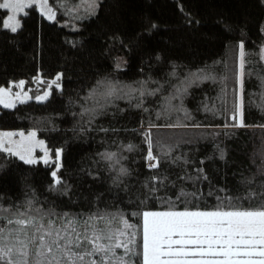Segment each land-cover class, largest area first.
Instances as JSON below:
<instances>
[{"label": "trees", "instance_id": "16d2710c", "mask_svg": "<svg viewBox=\"0 0 264 264\" xmlns=\"http://www.w3.org/2000/svg\"><path fill=\"white\" fill-rule=\"evenodd\" d=\"M49 4L55 20L41 15L36 6L27 8L16 32L4 27L7 11L0 9V87L19 80L31 87L38 76L61 75V87L53 88L46 100L31 99L11 108L0 105V129L35 131L53 153L63 149L59 175L68 192L62 195L50 190L53 165H28L0 152V205H22L34 196L37 206L53 207L57 212L119 210L133 224L138 221L133 212L165 210L156 199L139 207L130 202L143 193L142 184L152 174L144 166L141 124L147 129L149 120L158 125L175 123L185 112L190 114L184 120L189 127L152 129L154 140L178 143L173 155L190 162L163 161L158 172L168 177V186L156 195L175 199L181 186L194 191L191 181L177 177L185 172L195 176L199 168L208 179L197 182L205 196L193 204L212 208L217 201L207 196L209 188L243 194L241 177L256 172L264 152V127H259L264 125V111L258 107L264 104V86L257 75L245 81V99L250 103L244 121L249 127L222 126L231 122L228 117L235 100L236 45L244 41L249 71L264 68L260 56L264 0H98L94 14L83 8V0H49ZM200 69L214 79L201 80L188 88L187 95L171 100V107L184 111L170 110L157 119L158 113L170 107L169 98L185 78ZM105 78L134 87L144 82L147 91H159L145 97L147 111L136 108L135 100L130 104L120 99L88 125L87 115L80 113L93 108L94 102H86L85 97ZM205 106L213 111H206ZM196 124L201 127L191 126ZM82 128L89 130L82 132ZM128 144L137 149L125 151ZM105 152L127 158L119 163L107 161L100 155ZM120 166L131 174L116 187L113 180ZM125 186L127 191L122 190ZM59 187L63 191L64 186ZM177 207L182 210L185 205L178 202Z\"/></svg>", "mask_w": 264, "mask_h": 264}, {"label": "snow or ice", "instance_id": "6c2138e0", "mask_svg": "<svg viewBox=\"0 0 264 264\" xmlns=\"http://www.w3.org/2000/svg\"><path fill=\"white\" fill-rule=\"evenodd\" d=\"M49 0H2L0 9L11 11L4 27L16 32L21 27L16 14L24 12L27 8L38 6L41 15L49 20L56 19V13L48 7ZM98 4L96 0H88V11L95 13ZM155 27V25H153ZM264 59V50L260 53ZM238 70L234 75L236 89L235 100L231 107L230 123L222 127L226 129L245 128L244 113L246 104L245 81L252 75H257L264 86V68L253 73L247 69L250 63L244 41L236 45ZM119 67V65H117ZM214 79L205 74L204 69L190 73L169 98V108L157 114L160 119L165 112L174 110L184 111L183 108L171 107V100L181 99L187 95L188 88L201 80ZM61 75L48 83V88L53 85L60 88ZM43 83V81H41ZM24 81L16 87L23 90ZM140 87L123 84L119 81H110L107 78L97 81L85 97V101H93V108H85L80 115H87V124L91 125L95 119L106 114L109 107H114L115 102L126 99L136 101L135 107L147 111L144 107L146 96L155 95L159 89L147 91L144 82H136ZM50 95L45 91L43 95L35 97L43 101ZM26 92L13 93L11 88L0 87V105L4 108L15 107V101L21 103L31 99ZM227 103V101H225ZM264 111V104L259 105ZM206 111H213L205 106ZM225 111H228L226 108ZM190 119V114L185 112L183 119L175 123L158 125L148 121L147 129L141 124L144 149L143 160L145 167L152 173L145 178L142 184L143 193L138 194L135 203L137 207L147 206L149 199L159 200L165 210H143L131 213L138 218L133 224L129 218L117 211L96 209L87 213L72 214L70 212H57L55 208L37 206L35 197L27 199L22 205L4 207L0 205V264H264V152L260 153L261 160L257 170L252 176H242L240 185L244 188L242 195H232L227 189L209 188L207 196H214L217 203L210 209H202L199 202L205 194L196 187L198 181H206L207 175L203 168L196 169V175L191 176L185 172L178 176V180L191 181L194 191L188 192L183 186L175 199L159 197L156 195L161 188L168 185L167 176L159 174L160 164L168 160L176 164L190 163L183 156H174L179 147L178 143L161 142L154 140L152 129L159 128H186L190 125L184 120ZM201 127V125H191ZM259 127H264L260 125ZM89 129L82 128L80 131ZM107 132L108 129L101 128ZM227 134V133H226ZM16 133L0 134V152L18 157L25 164L34 165L42 161L45 165H54L50 175L52 183L50 190L67 195L68 186L59 175L62 168L61 157L63 149L54 150L53 156L45 146L43 140H38L35 131L18 133L20 139L12 140ZM190 143V141H184ZM36 148L43 151L42 157L35 155ZM219 148V145H217ZM125 151L132 152L136 145L124 146ZM102 159L116 163L126 159L117 153L105 152L100 154ZM224 153L221 150V159ZM203 163V161H201ZM255 163V161H253ZM155 170V171H154ZM118 174L113 180L116 187L123 183V177L131 173L123 166L117 170ZM176 187L175 182H171ZM63 185V191L59 186ZM123 191H127L125 186ZM222 193V194H220ZM143 196V199L140 196ZM178 202L185 207L178 209ZM192 205V207H188Z\"/></svg>", "mask_w": 264, "mask_h": 264}, {"label": "rangeland", "instance_id": "374dc122", "mask_svg": "<svg viewBox=\"0 0 264 264\" xmlns=\"http://www.w3.org/2000/svg\"><path fill=\"white\" fill-rule=\"evenodd\" d=\"M0 2H2V0H0ZM96 2H98V0H96ZM36 7L39 9L38 6H36ZM48 7L52 8V7L50 6L49 3H48ZM84 7L88 8V0H83V8H84ZM5 10L7 11V15H6V17H5V21H7L8 17H9L10 15H12V13H11V11L8 10V9H5ZM52 10H53V9H52ZM25 11H26V9L24 10V12H25ZM39 11L41 12L40 9H39ZM53 11H54V10H53ZM24 12H20V13H17V14H16V19H18V20L20 21V24H21V15H22ZM54 12H55V11H54ZM45 17H46V16H45ZM46 18H47V17H46ZM5 21H4V22H5ZM262 50H264V46H263ZM263 60H264V59H263ZM53 79H55V77L52 78V79H45V78H43V77H41V76H38L36 79L33 80V85H32L31 87L27 86V82H26L25 80H19V81H16V82H12L9 86L2 87V88H11V90H12L13 93L18 92V91H21V92H22V95H23L24 92H26L27 95H28L29 97H32L31 99H35L36 96H38V95H43L45 91H49V92L51 93V90H52L53 88H56L55 85H53L51 89L48 88V83H49L50 81H52ZM20 81H24V82H25V83H24V88H23V90H21L20 88L16 87V85H18ZM41 81H43V83H42ZM59 83H60V85H61V80H60ZM48 97H49V96H48ZM31 99H25L24 101H28V100H31ZM18 103H20V102H19V101H15V105L18 104ZM1 106H3V105H1ZM7 132L16 133L17 135L12 136L11 139H12V140H19L20 137H19L18 133L23 132V131H19V130H2V129H0V134L7 133ZM30 132H31V131H30ZM23 133H25V135H27L28 132H23ZM36 138H37L38 140H43V141H44L45 146L50 150V155L53 156V160H54V153H53V151L47 146L45 140L39 138L38 136H37ZM35 155H36L37 157H42V156H43V151H42L40 148H36V150H35ZM40 162H42V161H40ZM53 166H54V165H53Z\"/></svg>", "mask_w": 264, "mask_h": 264}]
</instances>
